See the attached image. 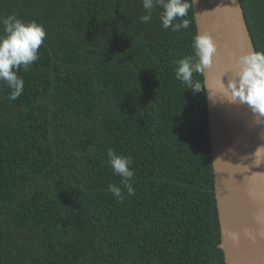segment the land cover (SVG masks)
<instances>
[{
  "label": "trees",
  "instance_id": "1",
  "mask_svg": "<svg viewBox=\"0 0 264 264\" xmlns=\"http://www.w3.org/2000/svg\"><path fill=\"white\" fill-rule=\"evenodd\" d=\"M240 3L264 51V0ZM160 11L142 22V0H0V17L46 32L17 72L21 95L0 81V264H224L205 89L174 72L193 54L192 7L179 32ZM109 148L131 158L134 194Z\"/></svg>",
  "mask_w": 264,
  "mask_h": 264
},
{
  "label": "water",
  "instance_id": "2",
  "mask_svg": "<svg viewBox=\"0 0 264 264\" xmlns=\"http://www.w3.org/2000/svg\"><path fill=\"white\" fill-rule=\"evenodd\" d=\"M193 0H191L192 4ZM196 34L217 44L211 67L202 73L206 94L213 193L224 264H264V123L243 104L218 95L217 81L237 55L255 51L240 0H194ZM244 230L250 235L245 236ZM240 234L234 243L228 233Z\"/></svg>",
  "mask_w": 264,
  "mask_h": 264
},
{
  "label": "clouds",
  "instance_id": "3",
  "mask_svg": "<svg viewBox=\"0 0 264 264\" xmlns=\"http://www.w3.org/2000/svg\"><path fill=\"white\" fill-rule=\"evenodd\" d=\"M192 4L189 0H142V6L149 14L141 16L140 19L142 22L150 21L152 10L159 8L162 27L179 32L189 27V21H174L186 17ZM0 24L3 25V31L0 33V81L11 90L9 98L15 100L21 95L24 87V81L17 72L21 69L27 70L38 60V50L44 42L46 32L42 24L36 21L25 22L15 15L0 17ZM191 47V56H185L175 62V78L186 85H194L191 90L199 92L206 88L194 83L193 73H203L211 67L217 55V44L208 32H204L193 36ZM227 71L232 75L225 84L221 79L224 73L221 74L217 81V96L232 103L246 105L256 116L257 122L264 123V51H248L235 56L234 62L225 72ZM261 151H264V145L258 146L255 154L259 155ZM107 157V163L113 172L122 177L127 193L134 194V172L129 167L131 158L117 155L111 148L107 150ZM109 191L117 198H122L120 187L109 185ZM228 235L234 243L239 241V233L229 232ZM244 235L249 236L250 233L244 230Z\"/></svg>",
  "mask_w": 264,
  "mask_h": 264
},
{
  "label": "bare ground",
  "instance_id": "4",
  "mask_svg": "<svg viewBox=\"0 0 264 264\" xmlns=\"http://www.w3.org/2000/svg\"><path fill=\"white\" fill-rule=\"evenodd\" d=\"M245 19V18H244Z\"/></svg>",
  "mask_w": 264,
  "mask_h": 264
}]
</instances>
